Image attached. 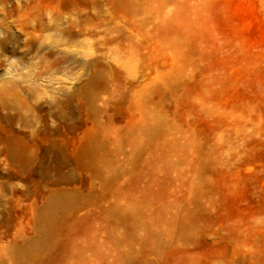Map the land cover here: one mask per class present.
Instances as JSON below:
<instances>
[{"label":"rangeland","instance_id":"374dc122","mask_svg":"<svg viewBox=\"0 0 264 264\" xmlns=\"http://www.w3.org/2000/svg\"><path fill=\"white\" fill-rule=\"evenodd\" d=\"M0 264H264V0H0Z\"/></svg>","mask_w":264,"mask_h":264}]
</instances>
